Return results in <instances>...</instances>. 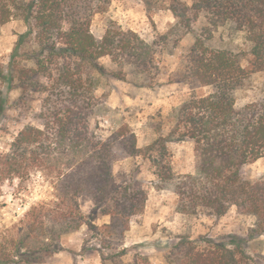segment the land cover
Masks as SVG:
<instances>
[{
    "label": "trees",
    "instance_id": "1",
    "mask_svg": "<svg viewBox=\"0 0 264 264\" xmlns=\"http://www.w3.org/2000/svg\"><path fill=\"white\" fill-rule=\"evenodd\" d=\"M168 1V7L145 1L148 12L165 8L176 19L169 33L148 41L115 24L101 38L92 33L91 17L104 13L108 0H99L93 14L87 0H0L1 27L15 19L25 24L17 51L26 49L24 57L31 64L20 66L12 58L9 70L0 68V81L9 92L18 88V80L24 81V90L45 96L32 122L18 132L7 151L0 152V190L7 182L23 184L38 174L54 189L53 200L32 206L2 231L0 264H46L64 250L62 239L84 225L97 240L116 238L119 243L99 249L102 264H150L147 257L122 244L132 219L148 200L146 189L135 179L118 182L114 176L115 163L127 157L149 161L154 187L172 188L178 213L220 218L235 207L254 217L255 234L264 236V178L251 182L242 175L245 165L264 157V95L243 107L235 99L250 74H264V0H196L191 6L182 0ZM201 21L200 33L195 34ZM226 27L243 34L248 51L211 46L217 32ZM188 34L195 39L182 77L211 91L193 95L172 112L171 134L192 141L197 158L195 174L177 175L168 137L140 148L126 126L105 138L95 133L90 119L100 103L97 95L95 102L94 91L108 76L102 58L130 68L140 75L142 86L151 88L160 71L159 56ZM247 56L250 70L242 64ZM122 76V71L111 74ZM6 103L0 87V118ZM83 195L92 197L110 218L108 224L99 227L85 221L80 208ZM167 262L258 264L239 245L231 248L206 238H180Z\"/></svg>",
    "mask_w": 264,
    "mask_h": 264
},
{
    "label": "rangeland",
    "instance_id": "2",
    "mask_svg": "<svg viewBox=\"0 0 264 264\" xmlns=\"http://www.w3.org/2000/svg\"><path fill=\"white\" fill-rule=\"evenodd\" d=\"M145 1L108 0L104 13L93 14L99 0H87L86 7L93 14L92 33L101 38L111 24L125 31L132 30L148 41L169 33L176 24L172 12L165 8L148 12ZM148 1L157 3L158 6L168 7L170 4L168 0ZM182 1L191 6L196 0ZM81 6L84 7V4ZM203 23L197 25L195 34L200 33ZM26 31L24 22L16 19L0 26V68L4 71L9 70L14 57L20 66H31L24 57L26 49L17 51V42ZM194 39V34H188L178 45H170L163 51L158 58L160 71L151 88L142 86L140 75L130 68L117 66L110 57L102 58L100 64L105 67L108 76L101 79L97 93L94 91L95 102L97 95L100 103L97 108L95 106L90 119L95 133L105 138L118 128L126 126L135 133L140 148L168 137L169 155L177 175L195 174L197 158L192 141L181 140L177 134H171L174 130L172 112L193 95L203 96L211 91L195 80L187 81L182 77L185 58ZM210 44L214 48H227L235 53L249 50L243 34L232 33L227 27L221 28ZM249 59L247 56L242 61L248 70L251 69ZM121 71L122 78L111 77L112 73ZM89 74L90 71L86 69L85 75L88 77ZM17 84L18 88L9 92L7 85L0 81L7 100L4 114L0 118V152L7 151L18 132L32 122L33 113L41 110L45 98L44 95L24 90V81L18 80ZM263 95L264 74L252 73L243 87L235 93L236 104L243 107ZM242 175L251 182L264 178V157L245 165ZM114 176L118 182L135 179L148 193L143 212L132 219L130 230L125 234L122 244L133 253L147 257L150 264H168V254L180 238H190L192 241L206 238L223 242L231 248L239 245L255 263L264 264V236L255 234L254 217L239 213L235 207L220 218L178 213L177 196L171 187L161 190L154 187L156 178L152 166L143 157H127L117 161ZM20 183L19 180L7 182L0 190V235L6 226L10 227L32 206L54 199L53 187L39 174ZM80 208L87 223L101 227L110 222V218L104 216L100 208L94 205L90 195L80 197ZM118 244L116 238L111 241L103 238L97 240L84 225L78 232L62 239L64 250L48 258L46 264H102L99 249L106 245L115 248Z\"/></svg>",
    "mask_w": 264,
    "mask_h": 264
}]
</instances>
